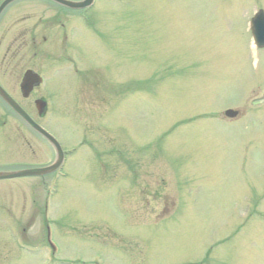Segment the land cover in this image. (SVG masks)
I'll return each instance as SVG.
<instances>
[{
	"label": "rangeland",
	"instance_id": "1",
	"mask_svg": "<svg viewBox=\"0 0 264 264\" xmlns=\"http://www.w3.org/2000/svg\"><path fill=\"white\" fill-rule=\"evenodd\" d=\"M36 8L24 11L33 21ZM260 10L264 0H97L85 14L91 23L60 15L75 28L66 45L78 49L54 52L60 38H52L49 54L28 64L40 72L54 63L59 74L28 99L20 77L8 89L36 120L35 100L48 94L55 116L41 121L73 150L66 178L47 188L58 192L62 258L264 264V49L249 31ZM227 107L239 117L227 118ZM29 141L30 164L54 161L47 142L32 132ZM29 181L37 186L28 221L44 196L43 180ZM40 218L42 210L29 221L37 255L20 259L8 242L0 264H43Z\"/></svg>",
	"mask_w": 264,
	"mask_h": 264
},
{
	"label": "flooded vegetation",
	"instance_id": "2",
	"mask_svg": "<svg viewBox=\"0 0 264 264\" xmlns=\"http://www.w3.org/2000/svg\"><path fill=\"white\" fill-rule=\"evenodd\" d=\"M4 1L0 0V5ZM47 6L46 14L37 21H32L35 18L33 15L8 14L9 9L0 15V84L2 86L16 85L15 81L19 77L18 85L20 86L25 72L32 69L27 66L28 53L31 51L41 53L48 39L61 36V33L56 30L57 27L63 26L60 20V9H56L50 2ZM39 40L43 43L40 44ZM14 67L22 68L17 73ZM10 117L15 119V126L13 121H11L12 126H7ZM29 135L28 124L13 111H0V171L17 170L29 165ZM9 145H15V147L10 148ZM5 182L7 180H2L0 184ZM17 188L25 193L27 185L22 184ZM14 191L15 189L10 186H0V260L3 261L8 260V255H5L4 251L10 239L8 236L10 226L18 231L22 230L25 234L28 232L25 216L28 201L22 193L21 202L15 206L12 195Z\"/></svg>",
	"mask_w": 264,
	"mask_h": 264
},
{
	"label": "water",
	"instance_id": "3",
	"mask_svg": "<svg viewBox=\"0 0 264 264\" xmlns=\"http://www.w3.org/2000/svg\"><path fill=\"white\" fill-rule=\"evenodd\" d=\"M58 1L64 5L70 6L72 8H84L89 6L93 0H86L84 2H80V3H71V2H67V1H63V0H55ZM253 30L254 33L259 41V43L261 45H264V12H260L256 18L253 20ZM37 76L32 74L31 72H29L27 74L26 80L23 84V89L26 91L25 95H28L29 92L32 90L33 88V84L35 82H37ZM0 95L17 111L19 112L23 118H25L30 125L33 128H36L39 132H41L42 134H44L51 142L54 143V145L56 146L57 150H58V160L57 162L52 165L51 167L48 168H43V169H31V170H27V171H21L18 173H12V174H7V173H0V178H13V177H19V176H35V175H40V174H45V173H49L52 172L54 170H56L59 165L60 162L62 160V152L61 149L59 147V145L49 136L47 135L40 127H38L36 124L33 123V121L29 118V116L19 107V105L17 103H15L5 92L2 88H0ZM39 110L41 111L42 106L41 104H38ZM237 112L234 111H228L227 115L230 117H234L236 116Z\"/></svg>",
	"mask_w": 264,
	"mask_h": 264
}]
</instances>
